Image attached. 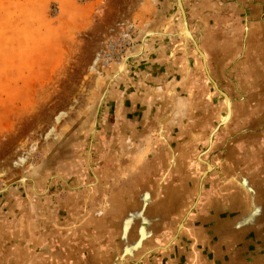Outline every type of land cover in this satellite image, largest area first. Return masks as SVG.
<instances>
[{"label":"rangeland","instance_id":"374dc122","mask_svg":"<svg viewBox=\"0 0 264 264\" xmlns=\"http://www.w3.org/2000/svg\"><path fill=\"white\" fill-rule=\"evenodd\" d=\"M238 3L182 0L204 65L176 0H0V264H136L155 227L154 206L168 211L176 203L164 208L162 199H141L144 190L159 197L166 187H156L158 174L149 171L131 199L136 187L128 165L154 163L162 174L168 152L184 140L179 132L188 131L187 117L217 112L198 134L202 144L188 167L193 177L184 184L190 177L195 184L234 179L250 200L234 207L241 209L234 219L246 221L241 232L220 236V257L210 254L209 263L264 258V107L256 109L249 144L228 161L232 170L215 165L220 155L207 147L209 133L230 128L217 88L234 99L235 118L241 113L240 90H232L225 72L247 42ZM257 8L264 19V7ZM194 82L205 86L195 90L201 101L189 106L183 84ZM193 198L171 223L162 217L155 228L180 229ZM244 210L253 218L244 219ZM225 218L233 224L232 214ZM239 242L250 250L237 249Z\"/></svg>","mask_w":264,"mask_h":264},{"label":"crops","instance_id":"0c3cea01","mask_svg":"<svg viewBox=\"0 0 264 264\" xmlns=\"http://www.w3.org/2000/svg\"><path fill=\"white\" fill-rule=\"evenodd\" d=\"M238 1V7L241 12L239 13V16L240 18H243L241 22L244 30L243 32L247 35V42L245 43L244 52L239 54L240 56H236L237 58H239L238 63L235 64L234 59V62L232 63L228 61V65H226L225 67L229 68L227 69L228 71H226L225 68V72L231 78L230 81L232 90L234 92L240 90L241 98L238 101V110L241 113L237 112L238 115L235 118L236 114H233L234 109H232L234 99H230L231 114L229 115V118L226 122L228 123L227 127H230L229 130H221L222 132H220V134L218 135H212L211 132L207 137V147L209 148L210 145H212L214 148L213 152H215L216 155H220L218 156L221 159L220 163L215 165L219 167L226 163V167L228 170H232V167H234V162L228 161L231 158L232 161L237 160L235 156L239 157L241 149H244L250 142L249 138L251 137L248 135V132L251 133L250 128L257 121L259 112H257L256 109L264 107V19H262V16L258 15L257 10L258 6L262 10L264 4H258L253 0ZM182 78L183 76L179 78L174 76L173 79L176 82L180 83L183 80ZM159 79H161V77ZM166 81L168 80L164 79L162 82ZM195 83L196 82H194V84H183L187 87L184 91L183 96L187 98L186 101L187 103H189V106H193L194 102H196L197 99L199 101H201L202 99V97L199 96L201 92H197L195 90L197 88H199L200 90H204L201 88L205 85L203 83L195 85ZM130 84H136V81H133ZM164 86L165 85H163V88ZM173 90L176 91L177 86ZM187 92H190V100H188ZM205 100L206 99L204 98V101ZM199 109L201 110V108ZM217 109H220L219 104L217 105ZM217 114L214 116L211 115L209 117L208 115L206 116L203 113V115H191L190 117H187V119H190L188 131L179 132V136H182L184 140L180 138L182 142L177 141V146L175 145L176 147L171 148L172 150H175V152L173 151L172 153L171 150L168 152L169 162H162V164L165 166L162 174L159 175V171L162 167L157 165L155 167H152V164L154 163L141 165L136 162L131 166L128 165L130 167L128 171H131L129 174H131L133 177L132 182L134 184L132 187H136V191L131 194V199L134 198L135 193L136 197H138V188L142 187V183L144 182L143 177H145L144 174L149 171L158 174L155 180L158 181V185H155L156 187L159 186V184H164L166 185V187L164 188V193L159 197L158 195L156 197V194L158 193L156 192V190H154V192H150L153 190H146L149 193L148 195H146V200L144 196L146 191L144 190L142 192L141 199L143 201H148V203L155 200V204L157 203V200L159 201L162 199L164 201V208L166 207L167 203H176L174 206L170 207L171 209L168 211L165 209H158L154 204V211L149 215L150 218L155 221V227L159 224L158 222L160 221V219H162V217L167 218L168 222L171 223L178 217V212L180 213V210L182 208V202H187L189 198H192V196L194 197V200L192 199L193 201L190 205V208H188L189 210L185 213L186 217L183 222V226H181L180 229H178V227L171 229L170 227L161 226V228L159 226L158 228L154 227L152 231H150V233L152 232V234H150V238H147L145 241L148 246L140 252L138 260H141H139L138 262L136 261V264H204L207 262L209 263L210 254L211 256H213V254H216L214 255L216 261L217 258L220 257V251H222V246L224 245V243H221L219 241L220 236H224L225 233H228L230 235L232 234L233 237L234 232L236 230H240L242 227L241 225L245 224L246 221L239 223L234 219L236 211L234 210V207H236V205H239L238 203L240 202L246 204V202L250 200V198L246 196L245 191H242L239 188L240 184H238V181L234 179L232 181V179H229L225 182V184H210L209 181H207L206 183V181L198 179L195 184V180L194 178H192L193 174H189L188 167L194 165L191 156L193 155L195 149L198 148V145L202 144L201 141H197L200 138L198 137V134H201L203 132V129L206 127V123L209 124L210 120H214ZM129 118L130 117L128 116L125 119L127 120ZM222 118L224 119L225 117H221L219 121L222 120ZM244 132H246V134H243ZM146 138L147 136L142 139ZM164 151H166V149H164ZM144 152H146V148L140 149L137 154V159L139 158L140 154L147 153ZM165 154H167V152H165ZM173 154L174 157H172ZM176 155L182 156L185 161L182 162L181 159L176 157ZM171 171H182L184 173H175L172 175ZM190 172H194V170H191ZM189 175L192 176L190 177L189 183L187 182L184 184L183 178L188 177ZM191 180L193 181L192 184ZM170 184H172L173 186H170ZM214 188H216V190ZM170 190H175L178 193H188V197H186V195L172 194L170 193ZM194 193L196 194V196L192 195ZM126 194L128 195L127 192ZM193 204L195 205L193 206ZM177 205L179 206V210L176 207ZM248 206L249 205H247V208ZM237 211L241 212V209L238 207ZM221 213H225L224 215L227 217H230L232 214L233 224L231 225V222H229L225 218V216H222ZM243 213L245 214L243 216L244 219L247 218L249 220L253 218L251 211L244 210ZM166 226L171 225L167 223ZM248 230L247 233L242 232L241 234L246 237L250 234ZM238 232H241V230ZM163 240H165L166 242L165 245L161 244ZM242 244L247 243L239 242L237 244V249L240 250L242 248ZM160 245L163 246L161 247ZM250 245L251 244L248 243L246 245V249L250 250ZM253 257V260H245V262H247V264H264V258L255 259V255Z\"/></svg>","mask_w":264,"mask_h":264},{"label":"water","instance_id":"95a60500","mask_svg":"<svg viewBox=\"0 0 264 264\" xmlns=\"http://www.w3.org/2000/svg\"><path fill=\"white\" fill-rule=\"evenodd\" d=\"M176 3L178 5V8L180 10V13H181V17H182V24H183V28L184 30L187 28L188 29V23H187V18H186V14H185V10H184V7H183V4H182V0H176ZM187 36L193 41V44H194V47L196 48V50L198 51V53L202 56L203 60H204V65L205 64V58H204V54L203 52L200 50V48L198 47L196 41L192 38L191 34L188 32ZM215 84V82H214ZM216 86V84H215ZM217 90L227 99L228 96L225 92H223L222 90L218 89ZM228 108H227V114H228Z\"/></svg>","mask_w":264,"mask_h":264},{"label":"bare ground","instance_id":"6f19581e","mask_svg":"<svg viewBox=\"0 0 264 264\" xmlns=\"http://www.w3.org/2000/svg\"><path fill=\"white\" fill-rule=\"evenodd\" d=\"M185 30H186V35H187V34H188V30H187V28H186ZM189 33H190V32H189ZM226 102H227V108L229 109V110H228V114H229V111H230V108H229V102H230V101H229V98L226 99ZM221 123H222V122H221ZM214 130H215V129H214Z\"/></svg>","mask_w":264,"mask_h":264}]
</instances>
